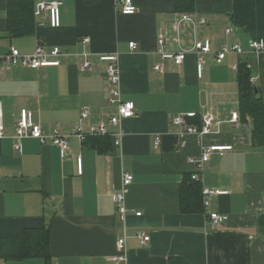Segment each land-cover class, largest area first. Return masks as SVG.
<instances>
[{
  "label": "crops",
  "instance_id": "1",
  "mask_svg": "<svg viewBox=\"0 0 264 264\" xmlns=\"http://www.w3.org/2000/svg\"><path fill=\"white\" fill-rule=\"evenodd\" d=\"M8 1L0 0V57L11 47L30 55L37 39L45 53L58 47L61 55L56 67L0 68V238L48 229L49 264H117L116 242L124 233L125 262L118 264H168L170 258L188 264H264V235L257 226L264 212V147L252 146L251 124L239 115L238 70H233L235 64L249 66L250 83L264 105V52L230 55L220 64L209 54L201 79L194 54L187 53L178 67L158 53L189 50L197 40L208 39L213 53L225 42L245 47L251 40L264 41V0H193L190 11L176 10L175 0H132L137 7L132 16L120 13V0H63L58 28L42 15L32 19V32L23 36L8 30ZM184 14L207 22L193 28L179 22ZM227 27L233 29L228 36ZM129 43L136 49L130 50ZM101 55H117L122 99L135 105L133 118L111 128L121 132L120 146L109 137L83 143L71 139L62 157L49 139L45 144L31 138L16 142L22 109L33 113L45 135L53 129L70 135L77 124L84 132L90 125L107 124L115 109L106 103L109 87ZM85 59L89 69L81 68ZM155 65L163 71H154ZM83 111L88 118L81 121ZM188 113L196 115L190 124L199 125L204 115L218 124L207 135L185 133L174 118ZM232 113L238 114L236 124L229 122ZM17 143L19 153L13 148ZM210 146L231 150L213 153L198 166L188 162ZM125 174L133 181L125 190L128 212L120 221L112 197ZM193 174L201 175V191L228 194L207 197L204 207L201 193L202 210L182 213L181 186ZM210 213L227 216V222L212 226ZM137 232L148 242L142 243ZM3 261L45 264L40 258Z\"/></svg>",
  "mask_w": 264,
  "mask_h": 264
},
{
  "label": "built area",
  "instance_id": "2",
  "mask_svg": "<svg viewBox=\"0 0 264 264\" xmlns=\"http://www.w3.org/2000/svg\"><path fill=\"white\" fill-rule=\"evenodd\" d=\"M32 1V17L36 20L38 17L44 15L48 19L49 26L51 28H58L60 26V8L63 5V0H31ZM120 13L124 16H132L137 13V7L134 5L132 0H120ZM180 23H188L197 28L204 26L206 24V19L203 17H198L193 14H184L180 17ZM226 36L233 33L231 27H227L224 30ZM88 38H83L81 43L86 45L88 43ZM158 46L161 48L163 40L159 38L157 40ZM129 49L135 50L136 45L134 43H129ZM250 52L253 54H260L264 52V41L262 40H251L247 43L245 47L240 44L234 43H223L219 50L216 52L211 51V42L206 39L202 41H195L192 48L189 50H182L176 53L164 52L162 49L158 50V53L162 60H167L173 62L176 66H181L187 56V53L194 54L196 58L195 70L198 79L203 76L204 66L206 64L205 57L209 54L214 55V60L216 63H222L227 56H243L245 53ZM61 55V50L58 47H54L50 53H45L42 43L39 39L36 41V46L32 54L22 55L17 49L11 47L9 52L2 57H0V68H28L36 70L43 67H56L59 65L58 57ZM83 56L87 58V53ZM50 58V59H49ZM98 60L106 64L105 67V79L106 84L109 87V92L106 96V103L108 106L115 109V113L109 118L107 124L100 123L98 125H90L87 132H84L80 126L77 124L70 135H61L57 129H53L50 134L45 135L40 127L35 124L33 120V113L22 109L19 113V118L15 124L14 128V139L19 142L25 138H31L39 141L41 144H45L46 140H50L53 146L59 148L62 157L65 156L68 150L69 143L71 139H76L80 143H83L88 137H109L112 140V145L114 147H119L121 144L122 134L120 131H111V128L117 127L123 120L131 119L135 116L136 110L135 105L131 101H125L122 99V94L119 89V68H118V58L117 55H101ZM91 62L85 59L81 65L82 69H89ZM249 66H246V69ZM153 70L156 72H162L163 68L161 65H155ZM233 70H238V64L233 66ZM253 79L250 78V82ZM88 118L87 111H83L80 114V119L85 120ZM196 118L194 113L181 114L174 118V124L178 126L183 132L193 135H207L214 131V125L218 124L215 118L211 115H204L201 119L199 125L190 124L189 120ZM238 114L232 113L230 121L231 123H237ZM3 138V124H2V109L0 105V140ZM160 145V137H156L153 143V147L157 149ZM14 151L19 153V144L14 145ZM231 150L230 146H210L202 150L201 155L198 159H189L188 162L194 165H201L210 160V156L213 153H219L220 156L223 155L225 151ZM77 174H82V161L81 158H77ZM200 174H193L191 180L200 183ZM133 177L130 174H125L122 178L121 189L113 195V203L117 211V216L120 221H124L127 215V208L125 206V190L131 185ZM203 195V206L208 207L209 202L206 199L210 196H222L227 195L228 192L220 191L216 189L203 188L201 191ZM136 216H140V213H136ZM228 217L218 213H210L208 215L209 223L212 226L224 224L227 222ZM136 237L141 240L142 243H147L149 238L141 232L136 233ZM126 235L120 237L116 242L117 255L113 257L115 263L125 262V248H126ZM0 264H4V261L0 259Z\"/></svg>",
  "mask_w": 264,
  "mask_h": 264
},
{
  "label": "trees",
  "instance_id": "3",
  "mask_svg": "<svg viewBox=\"0 0 264 264\" xmlns=\"http://www.w3.org/2000/svg\"><path fill=\"white\" fill-rule=\"evenodd\" d=\"M193 0H175V9L190 11ZM8 30L13 36H23L32 32V1L9 0L7 5ZM238 108L242 120L251 124L252 146L264 147V105L257 93L253 94L250 83V72L244 63L238 65ZM96 138L88 137L85 142L95 141ZM96 143V142H95ZM96 145V144H95ZM201 188L198 183L191 181L181 186L180 210L182 213H191L202 210ZM260 233L264 235V212L257 222ZM50 232L46 228L24 229L18 237L0 238V259L5 261H22L40 258L49 264ZM168 264H188L180 258H170Z\"/></svg>",
  "mask_w": 264,
  "mask_h": 264
},
{
  "label": "water",
  "instance_id": "4",
  "mask_svg": "<svg viewBox=\"0 0 264 264\" xmlns=\"http://www.w3.org/2000/svg\"><path fill=\"white\" fill-rule=\"evenodd\" d=\"M252 89H253V94L256 95L257 94V90L255 89L254 86L252 87Z\"/></svg>",
  "mask_w": 264,
  "mask_h": 264
}]
</instances>
